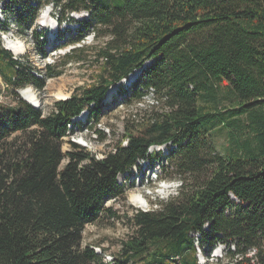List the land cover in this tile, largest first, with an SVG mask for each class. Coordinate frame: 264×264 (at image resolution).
Masks as SVG:
<instances>
[{
  "label": "trees",
  "instance_id": "obj_1",
  "mask_svg": "<svg viewBox=\"0 0 264 264\" xmlns=\"http://www.w3.org/2000/svg\"><path fill=\"white\" fill-rule=\"evenodd\" d=\"M9 1L20 9L7 6V21L11 11L21 32L33 28V0ZM49 4L62 22L90 14L72 45L90 30L110 39L99 52L103 65L95 83L81 96L58 102L48 115L23 100L10 110L0 106V264H106L95 247L84 246L85 229L116 218L107 203L126 196L118 178L150 158L180 172L182 191L130 220L133 234L114 264H199L197 242L207 258L216 246L233 244L229 264H264V0H45ZM7 21L0 20L3 33ZM152 62L130 91L120 92L128 106L153 92L165 110L128 122L124 140L103 160L72 141L64 151L72 119L89 107L88 122L99 124L109 89ZM8 69L15 74L8 76ZM33 70L12 59L0 31V76L8 86L44 90L62 74L50 66L40 79ZM222 102L233 108L222 111ZM243 115L251 118L255 151L236 146L231 156L218 153L208 129L229 128L227 119ZM19 135V142H9ZM169 145L174 148L164 157L150 153Z\"/></svg>",
  "mask_w": 264,
  "mask_h": 264
},
{
  "label": "rangeland",
  "instance_id": "obj_2",
  "mask_svg": "<svg viewBox=\"0 0 264 264\" xmlns=\"http://www.w3.org/2000/svg\"><path fill=\"white\" fill-rule=\"evenodd\" d=\"M1 3L0 20L3 22L7 21L4 14L7 6L11 7V11L20 9L17 4L13 5L9 0H2ZM31 6L38 9V19L34 27L26 32H21L10 11V19L7 21L10 29L7 33H3L0 25L1 38L5 50L7 48L4 47V39L10 35L13 39L26 44L29 48L26 55L16 56L13 52H9L12 59L34 69L33 74L35 77L45 79L50 66L56 67V71L62 73L59 77L49 79L44 90H37L33 86H28L34 91L40 110L45 115H48L55 111L56 104L61 101L55 98L57 93L61 92L67 97L68 94L69 96L74 94L79 97L83 89L95 83V79L99 75V68L103 65V60L99 59V52L104 48L110 37L103 31H99L97 35L92 30L84 31L86 34L84 40L81 43L72 45L73 38L83 28V24L90 20L89 13L73 14L70 19H66L67 21L65 20L61 24L62 21L58 19L59 11L56 9V17L53 16L54 18L51 21L56 24V29L54 30L52 26H46L47 22L43 26L41 25V18L48 12V5H45V0L41 3L33 0ZM49 6L52 8L54 5L49 4ZM76 22L79 23L72 24ZM37 34H44V40L41 37L38 39ZM68 55L73 57L69 61L66 60ZM153 64L152 62L151 65ZM6 73L10 77L15 74L13 70L9 69ZM116 87H113L108 93L110 94L109 97L112 98L113 96V99L112 102H109L111 101L109 97L106 98L105 103L110 108L109 110L102 108L101 122L99 124L94 122L85 123L82 129L73 128L70 132V137L64 140V151L70 150L68 141H73L76 144L78 143L77 145L80 144L79 146L85 148L88 153L97 159L103 160L109 153L115 151L116 146L124 140L125 126L128 122H140L142 118L148 117L153 112L165 110L164 101L153 92L147 95L142 104L128 106L125 103L126 97L124 95L118 94L117 96L115 94L117 91L114 88ZM125 87L127 90L128 85H125ZM20 91L8 86L6 79L0 76V106L9 110L17 108L19 101L25 100L22 96L23 91ZM113 91H116L113 93L114 95H112ZM114 97L116 98L114 99ZM199 104L202 103L200 102ZM203 104L207 103L203 101ZM219 107L222 111H228L233 108V105L229 102H222ZM246 112L249 113L250 111ZM255 112L257 113L256 110ZM81 118L79 121H81ZM235 119H237L235 122L227 119L231 125L229 128L219 124L209 128L205 135L209 143L222 155L231 156L233 154L231 151L236 150V146L244 148L239 149L241 152H247L249 149L255 151L257 142L250 116L243 115ZM135 133L139 134L137 130ZM20 138L22 139L20 135L14 136L9 142H19ZM173 148L171 145L154 148V152L156 155L161 152L164 157ZM66 163L67 161L63 162L62 168ZM118 182L127 188L126 196L107 203V207L111 208L112 212L116 214V218H105L97 225L87 226L84 232V246L95 247L96 253L104 258L106 264H114L113 260L119 258V254L122 251V243L127 241L128 237L133 234L130 220L139 212L158 210L160 203L177 198L182 191L183 185L180 172L170 162L163 161L161 158L141 161L139 166L134 168L131 173L120 176ZM133 194H139L144 197L150 204L149 209L144 210L133 205L131 202ZM193 237H195L196 241L201 238L194 235ZM196 246L199 264H229V251H235L233 244L228 246L218 245L207 258L198 242ZM205 249L209 251L207 248ZM254 254L255 250H251L250 256Z\"/></svg>",
  "mask_w": 264,
  "mask_h": 264
},
{
  "label": "bare ground",
  "instance_id": "obj_3",
  "mask_svg": "<svg viewBox=\"0 0 264 264\" xmlns=\"http://www.w3.org/2000/svg\"><path fill=\"white\" fill-rule=\"evenodd\" d=\"M49 17V11L46 12L43 17L41 18V23L44 25L46 24L47 22V19ZM51 21H48L47 25L46 26H52L53 29L55 30L56 29V24H54L53 22ZM41 24V25H42ZM52 24V25H51ZM4 47L7 48L8 50H10L11 52H13L16 56H23V55H26L27 52H28V47L26 46V44H24L23 42L19 41V40H15L12 38V36L10 35L9 37H7L6 39H4ZM137 76L136 75H133L129 81H128V84L131 85L132 83H134V81L136 80ZM116 89L117 91V88H114ZM115 91V92H116ZM114 91L112 92V95L113 93H115ZM110 95V94H109ZM109 95L107 96V98L109 97ZM22 96L32 104V106L34 107H39V103L36 99V95L34 94V91L31 89V88H25L23 90V93H22ZM67 96L64 95L63 93L59 92L55 95V98H57L58 100H62L64 98H66ZM109 99L111 101L109 102H112V99H113V96L112 98L109 97ZM86 115V114H85ZM85 115H83V117L81 118V120L85 119ZM75 126V125H73ZM83 142V141H82ZM131 202L133 205L139 207V208H142L144 210H148L149 207H150V204L144 199V197H142L141 195L139 194H133V196L131 197Z\"/></svg>",
  "mask_w": 264,
  "mask_h": 264
}]
</instances>
